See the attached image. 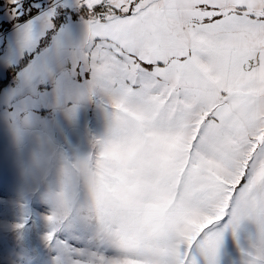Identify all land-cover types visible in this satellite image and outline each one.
Segmentation results:
<instances>
[{
    "label": "snow or ice",
    "instance_id": "snow-or-ice-1",
    "mask_svg": "<svg viewBox=\"0 0 264 264\" xmlns=\"http://www.w3.org/2000/svg\"><path fill=\"white\" fill-rule=\"evenodd\" d=\"M0 133L2 264H264V0H3Z\"/></svg>",
    "mask_w": 264,
    "mask_h": 264
},
{
    "label": "rangeland",
    "instance_id": "rangeland-1",
    "mask_svg": "<svg viewBox=\"0 0 264 264\" xmlns=\"http://www.w3.org/2000/svg\"><path fill=\"white\" fill-rule=\"evenodd\" d=\"M3 1L0 0V3ZM6 143V138L5 136L0 133V156H2V150L5 146ZM10 212V221L9 222H14L15 219V212L12 209H9ZM30 240L32 244H35L37 242V237L35 235V231L30 233ZM6 242L7 248L9 250L15 249L17 252H19V248L17 247V241L15 234L12 233L11 231H4L3 229H0V257L3 256L4 253V243ZM229 264H240V256L239 252L236 249L235 245L230 246V250L227 253ZM0 264H2V261H0Z\"/></svg>",
    "mask_w": 264,
    "mask_h": 264
},
{
    "label": "crops",
    "instance_id": "crops-1",
    "mask_svg": "<svg viewBox=\"0 0 264 264\" xmlns=\"http://www.w3.org/2000/svg\"><path fill=\"white\" fill-rule=\"evenodd\" d=\"M3 1V0H2Z\"/></svg>",
    "mask_w": 264,
    "mask_h": 264
}]
</instances>
